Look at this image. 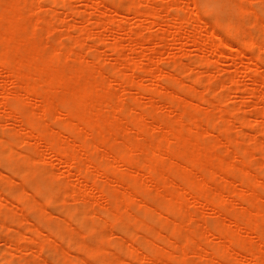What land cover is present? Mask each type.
I'll list each match as a JSON object with an SVG mask.
<instances>
[{"label":"rangeland","instance_id":"rangeland-1","mask_svg":"<svg viewBox=\"0 0 264 264\" xmlns=\"http://www.w3.org/2000/svg\"><path fill=\"white\" fill-rule=\"evenodd\" d=\"M38 1L39 3L35 2L37 8L34 7L35 9H33V11H35H32V13L30 14L31 21L37 22L40 26L44 27V29L42 28L37 32L38 35L36 37L40 38L38 42L40 44L42 43L43 45H50V47H53L56 44L64 45L68 47L67 49H76L80 51V53H82V57L78 59L77 56H75L74 54L72 55L70 52H66L67 50L65 49V55L63 53L64 58L62 55L59 60L60 69L64 70L65 68L64 71H69L73 67H87L89 66V64H91V62L95 61L94 58H96V60L100 62L97 64L98 70H100L102 73L104 72L106 74L105 76H107V82L105 83V86L103 88L104 90L97 94L98 99L109 100L110 96H108V93L106 91H111L115 93L117 97L119 96V100L121 99L120 101L122 103H126L125 108H129V110L131 109V112L133 109H137L136 111L145 112L146 116H148V121H160L161 119L162 123L165 122L166 124H172L178 117V110H183L186 113L187 117L186 118L184 116L186 125L190 126L192 131L191 134L189 133L191 140L188 141H199L205 146H211L214 142V147H212L215 160L214 166L216 165L215 167L220 168L221 166H223V164L229 162L230 166L228 170L224 171L226 173L222 171L228 176L220 173L219 177L217 176L215 179L216 183H214V185L212 186H215V184L217 187L222 188L225 186H229L231 189L234 188L232 190L237 189V192H244L242 190L243 187L241 186V184L247 186L249 185V188L252 189L251 191H253L254 194L253 197L255 202L254 208L256 211V219L259 223L264 225V115H262V112H264V49H256L258 56L261 55L262 57L259 56V58H254L252 55H250L251 53L243 47V42L241 41L245 34L248 35V37L260 35L261 40L264 43V33L262 31L264 26V0H214V2H210L211 0H178L174 3L172 2V0H136L137 3L140 2L138 3L137 7L139 10L142 9L141 11H146L147 9H149V5L155 3L159 7L161 6L165 9L173 7L172 12H174V14H177L178 16L181 15L180 17L189 19L191 18L189 20V23L185 24L186 28L180 32L181 34L172 32L173 29L170 25L171 21L169 16L167 15L168 13H166L167 10L165 9H163L165 11L162 13L163 19L161 21V24L153 23L151 20H145L144 16L131 14L129 15V20L127 19V24L125 23L126 25L123 29L117 28L110 31L109 29L107 30V28L105 30V27H96L95 20L99 16L106 15L108 17H113L115 12H113L111 9H113L120 3H126V5H128L130 3L127 4V2H131L133 0H104V4H102L100 0H56L57 4L55 0ZM238 2H243V5H245V10L240 9ZM188 5H191V8L189 7L188 9ZM109 6L111 7V9ZM252 8L254 12L252 10L249 11V9ZM198 16L202 20H205L207 22V28H204V30L207 29L209 30V33L214 32L216 35L214 38V44H216L214 45V51L208 44H203L199 48L198 45L192 41L191 34L193 32L192 29L195 25L192 19L193 17ZM116 17V23L117 21L119 23L123 19L119 15H116ZM6 23L7 22H3L2 24L5 25ZM198 25V27H201L202 23H199ZM241 27L244 29H242ZM51 28L53 29L52 31ZM83 28L88 31L86 32L87 34L84 32L85 30H83ZM190 30H192V32ZM207 30L204 32L206 34H209L207 33ZM22 32L24 33V30H18L14 32V34L16 35V37H18L19 35L23 34ZM138 36L140 37L139 40H141L142 37L139 45L138 43L136 44ZM116 39L120 40V43H122L123 46H121L120 48L122 52L121 50H119V53L115 54L111 47L113 46L112 43H114V41H117ZM222 42H227V47L224 46ZM257 53L255 54L257 55ZM91 55L92 57H90ZM206 56L207 58H203ZM199 58H201L202 60H200ZM132 59H141L142 63L140 65L141 67L139 66L134 72L129 69L131 65L128 66V69H125L124 76H126V74H129L133 75L134 77V80L132 82L130 79L127 83V88L124 87V84L121 81H111L110 78L119 68L120 61H133ZM199 60L200 62L198 63ZM254 63H257L258 67L254 66L255 69L250 71V67H253L252 65H254ZM65 66L67 67V69H69L66 70ZM152 69H154L155 71L159 69V71L156 72V76L154 77L153 75H151ZM178 72H180V74H178ZM171 73L173 75L176 74L177 76L174 77L175 75L173 76ZM5 77L6 76L3 72L0 73V82H2ZM184 77L187 78L185 79ZM121 78H123V76ZM254 78H258L259 81L256 82ZM156 80H159L164 84L165 88L161 87L162 89L160 88V90L164 91L165 93L163 92L158 96L159 102L156 103L159 104H155L157 105L155 107L151 104L152 96H156L157 88L152 87L155 86L157 82ZM181 80L182 83H180ZM199 81H201L202 83ZM198 83L200 84L198 85ZM14 87L10 86L9 88L10 90H12ZM192 87L195 90L192 89ZM123 88H125L126 90L124 91ZM198 88L201 92H208L209 90H211V93H207L209 94L207 101H198L196 99L195 94L198 92L200 93ZM60 89L54 91V93L56 92V94H58V106L62 109L65 103V97L62 88ZM173 91L174 93H172ZM143 92L145 93V95H141V93ZM257 94L259 96H257ZM174 95H178L180 97L175 98L176 96ZM117 97H113L115 102L118 101ZM178 98L182 99L180 100ZM13 101L14 103H17L16 100L13 99ZM173 102L174 108H178L175 109L177 111L174 110L175 112L173 111V113L170 114V111L167 107L168 105L173 104ZM188 102H194L196 104L195 106H193L190 103L189 106ZM129 110L127 111L130 112ZM127 111L125 109L126 113H128ZM61 112L63 113V111H58V114L60 115ZM6 113L7 111L4 109L2 104H0V138L2 139L3 137L4 139H2V141L4 140L3 142L6 143L7 146L11 145L13 149L16 150V152L20 151L21 153H19L20 155L17 153L13 157L8 155H0V180H2L0 183V264H8L9 262H12V264H111V262L112 264H161L152 261L148 257L140 258L138 256L137 258H129L127 256V250L129 247L128 245L133 243L135 247L138 246L137 248H139L140 251L148 253V248L145 245L146 239H151L150 241L154 240L156 237L155 232L157 231H164L163 233H165L166 237H168L170 234L169 227L172 224V222H170V219H173L174 217L179 218L180 216L184 217V211L181 212L180 216L176 215L179 211L176 213L174 211H168L165 207V204L168 202V197L164 194H161V192H159L155 188H149L150 185H144L143 183L138 181L137 188L140 190V193L143 197L147 196L144 197L147 200V204H143L139 199L137 203L136 201L130 203L128 202L127 209L128 211L130 210V212L127 211L128 219H126L125 222L110 221L109 225L112 224L110 225L111 229L109 228V225L105 230L103 229L104 237H102L103 233L100 230H92L90 224L93 227V225L101 221V215L105 214L106 212L103 205L104 201L96 202V200L94 201V199H92L91 201H89V203H87L88 205H91V207H87V205L83 203V201H74L70 196H67L68 194L65 193V187L74 181L72 180L74 176H71V178L66 177L64 173L66 172L67 166L64 161L60 157H49L50 155L46 154L47 151L44 145L40 149V154L42 153L40 157H34L36 160L32 159L33 161H26V158L24 157L25 154H28L30 152V144L26 143L25 145L24 142H16V140H14L15 138H12V135L13 137L15 136L13 131L10 130L9 127H14L12 126L14 124L10 123L11 121L7 120L4 117ZM62 115L63 114H61V117L58 116V120H55L57 119L54 118L55 116L51 117L53 123L51 121V118L48 119V125L62 132H68L67 124L61 120V118H63ZM195 115L197 116V120L192 121L193 119L191 120L190 118ZM23 116L30 119L32 118V116L28 113H24ZM56 121L57 123L60 121V123L56 124ZM182 122H184V120ZM212 126H214V135L203 134V136L202 134H198L196 132V130H203L207 127L212 128ZM175 127L177 128V131L180 133V135H186L188 133L187 131H189L188 127L180 123H177ZM184 127H186L185 130L183 129ZM135 133V130H121L119 134L106 136V139L108 141V144L112 148H120L124 143L133 140L136 135ZM153 136H155L154 132L151 131V133L148 132L144 134V139H146L145 141H148L151 140ZM227 138L235 140H233L232 144H229ZM13 143H16V145H14ZM173 150L174 151H172V156L175 161L181 162V164L186 163L187 159L189 158L186 140H184L183 138L177 139L174 142ZM240 154L242 155V157ZM136 155L138 156L137 158H139L141 153L137 151ZM41 157L46 161L44 162ZM37 158L40 162L37 160ZM2 159H4V161ZM99 160L100 159H97L95 157L96 162ZM241 161H243L245 165H240ZM23 167H27L30 172L28 178L22 177L21 170ZM48 169L50 171H48ZM173 170L174 171H172V175L170 172L169 177L174 178V174L175 177H178L180 174H176L182 173V169H180V166L179 168L175 167ZM51 171L56 173L58 172V182H55V186H58V192L48 198H45V194L48 191V180L51 179ZM48 172L50 174H48ZM110 174L117 176L127 175L130 179L128 181L131 184L135 183L133 176L131 175L132 173H130V171L127 170L125 166H113L110 170ZM8 178L10 180L14 178V181L17 180V183L13 182L10 184ZM97 179H99L98 182H103L102 184H106L107 182L105 181H108L105 176L101 175H98ZM178 180L176 184L178 186H175V189L172 188L173 190L182 189L183 180ZM254 181L256 183H254ZM21 189L22 191H20ZM119 189L122 188L120 187ZM211 189H209L207 192H211ZM61 190H63V193ZM26 191H28V193L31 192L32 195L29 194L30 197L28 195H25L24 193H26ZM64 193L65 196H63ZM153 193L155 194V196ZM151 195H153L154 197ZM21 197H23L24 200L29 198L33 199L36 205L32 202L31 199L29 200H31L32 203L29 202V204L25 202H19L21 201ZM12 198L16 199L14 200ZM250 199L238 201L235 197H226L225 200L228 202L224 200L225 203H223L224 205L221 204L220 208L222 207V210L224 208L223 211H226L227 214L232 211L231 214H228L231 217L237 213L246 212L244 211V209L245 207H247L248 201ZM25 204L28 206H25ZM179 205L180 204L178 203V206ZM38 206L42 207L37 208ZM162 207H164V210ZM151 208L154 210H151ZM212 208L213 207H211V205L209 204H199L194 202L193 199L184 201V206L182 207V209L187 213H192L193 215L196 214L198 216H193L191 220L187 219L188 221L184 220V224L180 233L174 236L176 238V242L181 243L182 241H184L183 239L188 234L199 240L200 245L198 244L199 247H196V250L199 253V250H201L200 248H207L208 250L210 249L212 252H214L215 260L219 257H222L223 264L244 263L240 261L242 260L243 251L239 250L241 252L236 253L238 252L236 250V252L226 250L228 249L227 244H229V239L227 238L230 237H226V235H223L222 231L226 229L228 227V224L230 223L227 220H221V217L218 216V213L216 212V209H218L217 206H214L213 209ZM37 209L39 212L36 211ZM86 209L90 212V214H92L84 217L82 216V214ZM93 212L98 213L96 214L98 216H95ZM162 215H165L167 218ZM15 216H17L18 219H16L17 217ZM75 216H77V219L79 218L80 221H76ZM130 216L131 218H134H132L131 220ZM161 217H165V219H162ZM20 218H22V220H20ZM194 218L197 221H192ZM200 221L206 222L208 228L211 227L210 229H212V231L214 230V233L208 231L202 226L200 227L199 224L202 223ZM223 222L225 224H223ZM67 223L70 225L68 226ZM208 223L210 225H208ZM142 225L143 227H145L143 228ZM151 226H153L152 229ZM148 227L152 231L151 233L147 232ZM54 228L55 230H53ZM133 228L136 232H134ZM33 229L34 231L32 232ZM119 229L121 232L119 231ZM127 230H129V233L131 234L126 232ZM105 235H108L106 239ZM242 235L245 236L244 232ZM13 236H17L19 238V242L15 245V247L10 248V241L12 240ZM59 236L62 238H60ZM27 237L35 238L34 240L36 242L38 241L39 243H36L34 240L32 242H26L25 239H27ZM51 237L53 238L51 239ZM138 237L141 238V241L138 239ZM142 237L145 239H143ZM247 237L249 238L248 240H256V236L254 234H251ZM46 240H48V242ZM72 241L74 243H72ZM52 242L54 243L55 247H53ZM82 242L84 243L82 244ZM111 242L113 243L111 244ZM48 243L49 245H47ZM69 244L70 246H68ZM221 245H224L223 248L220 247ZM98 246H100V248H104L102 249L103 252L100 251L98 253L92 254V251H90V249L92 250V248ZM197 251L191 253V255L189 256L190 259L188 258L189 261H196L197 264H212L213 261L211 262L212 259H210V257H208V259L204 258ZM215 252L218 255H216ZM260 252L264 254V251L261 250L259 251V253ZM8 253L11 254V258L9 256L10 254ZM66 254H69L68 256H70V259ZM116 255L118 257H121L118 258ZM3 256L4 258H2ZM120 258L122 259L121 262L119 260ZM3 260L4 262H2ZM109 261L111 262L108 263ZM244 264L252 263L250 262V260H248Z\"/></svg>","mask_w":264,"mask_h":264},{"label":"bare ground","instance_id":"bare-ground-1","mask_svg":"<svg viewBox=\"0 0 264 264\" xmlns=\"http://www.w3.org/2000/svg\"><path fill=\"white\" fill-rule=\"evenodd\" d=\"M43 1H45V0H43ZM175 1H178V0H172L173 3ZM244 1H246V0H244ZM35 2L39 3L38 0H0V73L3 72L6 76L5 79L2 80V82H0V104H2L4 109L7 111V113L4 115V117L7 120L11 121L10 123L14 124V125L11 124L14 127H9V129L13 131L14 136H15V137H13V135H12V138H15L14 140H16V142H21V143L24 142L25 145H26V143L30 144V152L28 154L24 153L25 157L23 156L24 158H26V161H30L32 159L36 160L34 157H40V155H42V153L40 154V152H41L40 149L44 145L46 147V151H47L46 154L50 155L49 157H52V156L60 157L64 161V163L67 166L66 172L64 173L66 175V177L67 178H69V177L71 178V176L75 177V178L73 177V179H72L74 181L65 187V193L68 194L67 196H70L72 198V200H74V201L75 200L83 201V203H85L87 205V207H91V205H88L87 203H89V201H91L92 199H94V201L96 200V202L97 201H99V202L104 201L103 205L105 207L106 212H105V214L101 215V217H100L101 221L97 222V224L93 225V227L89 223L91 229L94 231L100 230L103 233V229L105 230L108 227L110 221H112V222L113 221L125 222L126 219H128V212H130V210L128 211V209H127L128 208L127 207L128 202L130 203V202L136 201V203H137L138 199H139L143 204H147V200L144 198L147 196L143 197L140 193V190L137 188V182L138 181H140L144 185L145 184L148 186L150 185L149 188H151V187L155 188L159 192H161V194L166 195L168 197V202L165 204V207L168 211H172V212L174 211L175 213L179 211L178 214H176L177 216H180L181 212H183V211L185 212L184 217L180 216L179 218L174 217L173 219L172 218L170 219L171 220L170 222H172V224L169 227L170 234L168 237H166L165 233H163L164 231L163 232L157 231V232H155L156 237L154 240L150 241L151 239L150 240H148V238L146 239L145 245L148 248L147 249L148 253H145L144 251H140L139 248H137L138 246L135 247L133 245V243L130 242L131 244L128 245L129 247L127 250V256L129 258H137L138 256L140 258L141 257H148L152 261L158 262L161 264H197L196 261L195 262H193L191 260L189 261L188 258L191 255V253H194L197 251L196 247L200 243L199 240L195 239L193 236L187 234L186 236L184 235L185 236V238L183 239L184 241H182L181 243L180 242L177 243L175 240L176 238L174 237L175 235H178L180 233V231L183 227V224H184V220H187V219L191 220L193 218V216H198L196 214L193 215L192 213H187L185 210H183L184 208L182 209V207L184 206V201L189 200V199L190 200L193 199L194 202L199 203V204H209L213 208H214V206H217L218 209L215 208L217 210V211L216 210L215 211L218 213V216L221 217V220L223 219L224 221L225 220L229 221L230 224H228V227L226 226L227 228L222 231L223 235H226V237H230V238H227V239H229L228 240L229 244H227L228 249H226L227 251H232V252L238 251L236 253H240L241 251H243L242 260H240V261H242L244 263L246 261L250 260V262L252 264H264V254L262 252H260L261 254L259 253V251H261V250L264 251L263 250V248H264V225L259 223L256 219V211L254 208L255 202H254V197H253L254 194H253V191H251L252 189L249 188L250 187L249 185L247 186L244 184H241V186L243 187L242 190L244 192H239V191L237 192V189L232 190L234 188L231 189L229 186H225L223 188L217 187L216 184H215L216 188H215V186H212V185H214V183H216L215 179L217 176L219 177L220 173L223 175H227V174H224V173H226L224 171H227L229 166H230L229 162H226L220 168L215 167L216 165L214 166L215 160H214V153L212 151V147H214V142L212 143L211 146H205L203 143H201L199 141H193V142L188 141V140H191L189 133L191 134L192 131H191V127L186 125V122L184 119V116L186 117V113L183 110H181V111L178 110V114H177L178 117L177 118L175 117L176 119L174 120V122L172 124H168V123L166 124L165 122L162 123L161 119H160L161 122L160 121H154L150 117L149 118L152 121H148L149 119H147L148 116H146L145 112L136 111L137 109L136 110L133 109L131 112L130 111L131 109L129 110V108L128 109L125 108L126 103L125 104H124V102L122 103L120 101L121 99L119 100V96L117 97L116 94L111 92V91H106L108 93V96H110L109 100L98 99L97 94L104 90L103 88L105 86V83L107 82V79H106L107 76H105L106 74L104 72L102 73L100 70H98L97 64L100 62L98 60H96V58H94L95 61L91 62V64H89V66H87V67H83V68L82 67H77V68L73 67L69 71H64L65 68H64V70L60 69V65H59L60 61L59 60H60V57H62L63 53L65 55L66 52H70L72 55L74 54L75 56H77L78 59L82 57V53H80V51H78L76 49H72V48L67 49L68 47L64 46V45L56 44L55 46L50 47V45H43L42 43H41L42 44L41 45L38 42L40 38L36 37L38 35L37 32L42 28L44 29V27L40 26L37 22L30 20L31 19L30 14L32 13L33 9H35L34 7L37 6ZM100 2L102 4H104V0H100ZM210 2H214V0H211ZM50 3H52V2H50ZM128 3H130V4H128ZM138 3H140V2H138ZM138 3L136 0H133L131 2H127L128 5H126V3L125 4L120 3V4L116 5L113 9H111V7L109 6L110 9L113 12H115L114 16L113 17H108L106 15L99 16L95 20L96 27H99V26L102 28L105 27V30L107 28V30L109 29L110 31L113 29H117V28L123 29L125 27V25L127 24L126 21L129 17V15H131V14L144 16L145 20H151L153 23H158V24L160 23L161 24V21L163 19L162 13L165 10H167L166 13H168L167 15L169 16L170 21H171L170 25H171V28L173 29L172 32L181 34L180 32L186 28L185 24H188L189 20L191 19V18L190 19L189 18H183V17H180L181 15L178 16L177 14H174V12H172L173 7L172 8L169 7L168 8L169 11H168V9H165L164 7H161V6L159 7L155 3H153V4L150 3L151 5H149L150 6L149 9H147L146 11H141L142 9L139 10L137 7ZM192 3H194V2H192ZM56 4H57V1H56ZM238 5H239L240 9L245 10V7H244L245 5H243V2H238ZM189 7L191 8V5H188V9H189ZM218 7H219V5H218ZM163 9H165V10H163ZM251 10L253 11V8L249 9V11H251ZM261 14H263V13H261ZM116 15H119V16H121V18H123L122 21H120L119 23H118V21H117V23L115 21ZM253 17H254V15H253ZM258 18H259V16H258ZM221 20H222V18H221ZM192 21H194V24H195L193 29H192L193 32H192V30H190L192 32V34H191L192 41L195 44H197L199 48L203 44H208L210 46V48H212L214 51V45H216V44H214V38L216 35L214 32L209 33L208 32L209 30H207V29H206L207 33H209V34H206L204 32V31H206V30H204V28H207L206 27L207 22L205 20H202L199 16L193 17ZM218 21H220V20H218ZM3 22H7V23L5 25H3L2 24ZM199 23H202L201 27H198ZM74 26H75V24H74ZM45 29H46V27H45ZM48 29H50V28H48ZM242 29H244V28H242ZM18 30H24V33L22 32L23 33L22 35H19L18 37H16L14 32H16ZM52 30L53 29L51 28V31ZM83 30H85V29L83 28ZM226 30H228V29H226ZM262 31L264 33V26H263ZM84 32L86 33L88 31L85 30ZM242 33H243V31H242ZM139 38L140 37L138 36L137 42H136V44L138 43V45H139V42L142 40V37H141V40H139ZM241 41L243 42V47L246 48L251 53L250 55H252L254 58H259V56H261V55L258 56V53L256 52V49H258V50L264 49V43L261 40L260 35H254V36L248 37V35L245 34ZM226 43H223V44H224V46L227 47ZM81 44H83V43H81ZM65 45H66V43H65ZM112 45H111L112 46L111 49L114 51L115 54L119 53L118 51L121 50L120 48H121V46H123V44L120 43V40L114 41V43H112ZM229 47H231V46H229ZM236 50H239V49H236ZM121 52H122V50H121ZM241 52H243V51H241ZM255 53H257V55ZM64 55H63V58H64ZM92 55H94V54H92ZM92 55L90 57H92ZM203 58H207V56L203 57ZM199 59L202 60L201 58H199ZM137 60L135 59L133 61H127V62H126V60L120 61L119 68L117 69L116 72H114V75L110 78V80L113 82L121 81L124 84V87L127 88L126 87L127 83L129 82L130 79L132 82L134 80V77H133V75H129V74L128 75L126 74V76H124L125 69L126 68L128 69V66L131 65V67L129 69H131L134 72L142 63L141 59H139L138 61ZM200 60L198 61V63L200 62ZM63 61H64V59H63ZM196 61H195V63H196ZM208 61H210V60H208ZM253 61H252V63H253ZM203 62H205V61H203ZM257 65H258L257 63H254V65H252L253 67H250V71L254 70L255 69L254 66H257ZM68 69L66 67V70H68ZM154 71H155L154 69L151 70V75H153V77L156 76V72L159 71V69L156 70L155 72ZM172 73H174V72H172ZM178 74H180V72H178ZM174 75H173L174 77L177 76L176 74H174ZM122 76H123V78H121ZM184 78L186 79L187 77H184ZM156 79H158V78H156ZM254 79L256 82L259 81L258 78H254ZM156 81L157 82H156L155 86H152V87L157 88L156 89V96H154V97L152 96V104H151L152 106H155V107L159 104V103H156V102H159L158 96L164 92V91L160 90V88L161 87L165 88L164 84L162 82H160L159 80H156ZM135 82H137V81H135ZM199 82H201V81H199ZM233 82H235V81H233ZM180 83H182V80ZM199 84L200 83H198V85ZM10 86H12V87L15 86V87L12 90H10V88H9ZM60 88H62L64 97H65V100H64L65 103H64V106L62 109L59 108V106H58V102H57L58 94H56V92L54 93V91H56ZM125 88H123L124 91L126 90ZM177 88H178V86H177ZM201 88H204V87H201ZM150 89H151V87H150ZM192 89H194V88L192 87ZM198 90H199V88H198ZM251 91H252V89H251ZM208 92L211 93V90H209ZM208 92H201L200 91V93L198 92L195 94V97L198 101H204V100L207 101L208 96H209V94H207ZM172 93H174V91ZM258 94H257V96H259ZM141 95H145V93L143 92V93H141ZM174 96H176L175 98L180 97L178 95H174ZM113 97H117L119 102L118 101L115 102ZM182 97H184V96H182ZM13 99L16 100L17 103H14ZM178 99H180V98H178ZM195 102H197V101H195ZM188 103H189V106H190V103L193 106H195V104H196L194 102H188ZM155 104H157V105H155ZM60 107H62V106H60ZM126 107H127V105H126ZM167 108L171 114L178 107L174 108V102H173V104L168 105ZM125 109H126V111L129 110L130 112L127 111L128 113H126ZM58 111H63V113L61 112V114H63L62 115L63 118H61V120L67 124L68 132L67 131L62 132V131L55 129L53 127H50V125H48L49 122L47 120L50 119L51 117L55 116L54 118H57L55 120L59 119L58 116L61 117V114L59 115ZM175 111H177V110H175ZM24 113H28L29 115L32 116V118L30 119V118L24 117L23 116ZM262 113H263L262 115H264V112H262ZM121 119H123V120H121ZM190 119L191 120L193 119L192 121H196L197 116L196 115L192 116V118H190ZM119 120H121V121H119ZM183 120H184V122H182ZM51 121H52V118H51ZM122 121H123V124H122ZM52 123H53V121H52ZM55 123L58 124V123H60V121L58 123L56 121ZM177 123L178 124L180 123V124L188 127L189 131H187L188 133L186 135H180V133L177 131V128L175 127V125ZM186 127H184L183 129L185 130ZM4 128H5V126H4ZM121 130H130V131L135 130V132H136L135 133L136 135L134 134L135 138L131 141L124 143L122 145V147L114 149L108 144L106 136L119 134V132ZM12 131H11V134H12ZM151 131L154 132L155 136H153L151 140L145 141L146 139H144L145 138L144 134L148 133V132L151 133ZM196 132L198 134L200 133L202 135L203 134L214 135V126H212V128L207 127L203 130H198V131L196 130ZM121 135H122V132H121ZM176 138L177 139L183 138L184 140H186V146L188 148V153H189L188 154L189 158L187 159L186 163L181 164V162L175 161V159L172 156V151H174L173 150L174 149V142L177 140ZM232 138H233V136H232ZM2 139H4V138L2 137ZM2 139L0 138V142H1L0 143V155H8V156L13 157L17 153L18 154L21 153L20 151L16 152V150H14L11 145L7 146V144L4 143L3 142L4 140L2 141ZM233 140H235V139H233ZM233 140L231 138H227V141L229 142V144H232ZM11 141H13V140H11ZM187 141H188V143H187ZM21 143H20V145H21ZM14 145H16V143ZM233 147H234V145H233ZM137 151L141 153L139 158H137L138 156L136 155ZM95 157L97 159H100L99 161H97L98 163L95 161ZM241 157H242V155H241ZM43 158H44V156H43ZM43 158L41 157V159L45 162L46 160ZM215 158H217V157H215ZM232 159H234V158H232ZM240 159H242V158H240ZM2 160L4 161V159H2ZM37 160H38V158H37ZM226 161H228V160H226ZM242 164H244L243 161H241L240 165H242ZM117 165H121L123 167L125 166L126 169L129 170L130 173H132L131 175L133 176V179L135 182L134 184H131L128 181L130 179L127 175L117 176V175H111L110 174V170L112 169V167L117 166ZM179 166H180V169H182V173H177L176 175L180 174L178 177H175V174H174V178L169 177L170 172L172 175V171H174L173 169L175 167L179 168ZM53 170H55V169H53ZM177 170H179V169H177ZM48 171H50V170L48 169ZM21 174H22V177L28 178L30 172H29L27 167H23L21 170ZM48 174H50V173L48 172ZM98 175L105 176L108 179V181H105L107 183L102 184L103 182L101 183L99 181L101 183L100 184L98 182L99 179H97ZM254 177H257V176H254ZM243 178H245V177H243ZM178 179L183 180V187L181 190L178 189L179 191L173 190L172 188L175 189V186L176 187L178 186V185H176ZM8 180L10 181V184L13 182L15 183L17 181V180L14 181V178L12 180H10L8 178ZM181 180H178V181H181ZM1 181L2 180H0V183H1ZM55 182H58V172L56 173V172L51 171V179L48 180V191L45 194V198H48V197H50L53 194L58 192V186H55ZM254 183H256V182L254 181ZM261 185H262V183H261ZM118 187L119 188L121 187L122 189H119ZM208 188L209 189L212 188L210 190L211 192H209V193L207 192L209 190ZM20 191H22V189ZM61 191L63 193V190H61ZM153 191H154V189H153ZM65 193L63 196H65ZM24 194L28 195L30 197L29 194H31V192L28 193V191H26V193H24ZM21 196H22V194H21ZM151 196H153V195H151ZM154 196H155V194H154ZM226 197H232V198L235 197L238 201H243V200L250 199V198L251 199L249 201L247 200L248 205H247V207H245L246 210L244 209V211H246V212H240V213H237L234 216L230 217V215H228V214H231L232 211H230V213L227 214L226 211L225 212L223 211L224 208H223V210H222V207L220 208L221 204L224 205L223 203H225ZM12 199L15 200L16 198H12ZM29 199H31V198H29ZM29 199L24 200V198L21 197V201H19V202H21V203L25 202V203L29 204V202H31V200H32V202L34 203L33 199H31V200H29ZM255 199H256V197H255ZM261 199H263V198H261ZM64 200H66V199H64ZM227 200H228V198H227ZM247 201H245V202H247ZM36 202H38V201H36ZM226 202H228V201H226ZM101 203H103V202H101ZM178 203L180 204L179 206H178ZM25 206H28V205L25 204ZM39 207L41 208L42 206H38L37 208H39ZM34 208H35V206H34ZM153 208H155V207H153ZM162 208L164 210V207H162ZM82 209H83V207H82ZM33 210H35V209H33ZM151 210H154V209L151 208ZM36 211L39 212L38 209ZM156 211H159V210H156ZM45 212H46V210H45ZM47 213H48V211H47ZM79 213H80V211H79ZM156 213H158V212H156ZM91 214L86 209V210H84V213L82 214V216L85 217V216H89ZM94 214H95V216H98V215H96L98 213H94ZM1 215H2V213H1ZM160 215H161V213H160ZM49 216H47V217H49ZM131 216H130V218H131ZM162 216H165V215H162ZM15 217H17V216H15ZM75 217H76V221H80L79 218L77 219V216H75ZM165 217H161V218L165 219ZM100 218H99V220H100ZM132 218H134V217H132ZM132 218H131V220H132ZM168 218H170V217H168ZM202 218H201V220H202ZM16 219H18V217ZM97 219H98V217H97ZM196 219H197V217H196ZM196 219L194 218L192 221H194ZM20 220H22V218H20ZM13 221H15V220H13ZM63 221H65V220H63ZM137 221H139V220H137ZM141 222H143V221H141ZM200 222H202V221H200ZM223 224H225V223L223 222ZM69 225L70 224H68V226ZM110 225H112V224H110ZM110 225H109V228H110ZM143 225H142V227H143ZM208 225H210V224L208 223ZM199 226L200 227L202 226V227L206 228L208 231L214 233V230L212 231V229H210L211 227L208 228V226L206 225V222L200 223ZM135 227H137V226H135ZM152 227L153 226H151V229H152ZM70 228H71V226H70ZM154 229H155V227H154ZM53 230H55V228ZM133 230H134V228H133ZM33 231H34V229L32 230V232ZM119 231H120V229H119ZM126 232L129 233V230H127ZM134 232H136V231L134 230ZM147 232L148 233L152 232L149 227L147 228ZM243 232H244L245 236L242 235ZM138 233H140V232H138ZM155 233H153V234H155ZM184 233H185V231H184ZM83 234H85V233H83ZM129 234H131V233H129ZM140 234H142V233H140ZM251 234H254L256 236V240H254L253 238L252 239L254 241H252L251 239H250L251 241L248 240L249 238L247 236H249ZM54 235H56V234H54ZM86 235H88V234H86ZM107 236L105 237V239L107 238ZM140 236H142V235H140ZM102 237H104V233H103ZM52 238L53 237H51V239ZM60 238H62V237H60ZM34 239L35 238L27 237V239H25V241L26 242H29V241L32 242ZM138 239L140 240L141 238L138 237ZM143 239H145V238H143ZM63 240H65V239H63ZM177 240H178V238H177ZM46 241L48 242V240H46ZM49 241H50V239H49ZM18 242H19V238L17 236H15V237L13 236L12 240L10 241L11 246H9V247L10 248L15 247V245ZM49 243L47 245H49ZM69 243H71V242H69ZM72 243H74V242L72 241ZM83 243L84 242H82V244ZM112 243L113 242H111V244ZM52 244H53V247H55L53 242H52ZM92 244H93V242H92ZM104 244H106V243H104ZM68 246H70V244ZM75 246H79V245H75ZM223 246L221 245L220 247L223 248ZM235 247H237V248H235ZM102 249H104V248H100V246H98V247L92 248V250L90 249V251H92L91 252L92 254H95V253L102 251ZM200 249H201V250H199L200 253L198 251L197 252L204 258L208 259V257H210V259H212L211 262L213 261L212 264H223V258L219 257L218 259L215 260L214 259V252H212L210 249H209L210 251L207 248L206 249L200 248ZM110 250H107V251H110ZM224 250H225V247H224ZM239 250H241V251H239ZM0 254H1V252H0ZM8 254H10V253H8ZM215 254H216V252H215ZM66 255L68 258L70 257V256H68L69 254H66ZM216 255H218V254H216ZM9 256L11 258V254ZM0 257H1V255H0ZM119 257H121V256H119ZM2 258H4V256ZM118 258H116V259H118ZM119 260L121 262L122 259L120 258ZM224 260H226V259H224ZM67 261H68V259H67ZM2 262H4V260ZM105 262H107V261H105ZM110 262L111 261H109L108 263H110ZM244 263H242V264H244ZM8 264H12V262H9ZM111 264H112V262H111Z\"/></svg>","mask_w":264,"mask_h":264}]
</instances>
